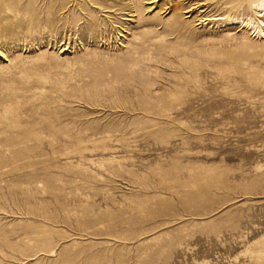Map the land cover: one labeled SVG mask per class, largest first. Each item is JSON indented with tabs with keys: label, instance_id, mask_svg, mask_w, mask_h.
I'll return each mask as SVG.
<instances>
[{
	"label": "rangeland",
	"instance_id": "1",
	"mask_svg": "<svg viewBox=\"0 0 264 264\" xmlns=\"http://www.w3.org/2000/svg\"><path fill=\"white\" fill-rule=\"evenodd\" d=\"M0 264H264V0H0Z\"/></svg>",
	"mask_w": 264,
	"mask_h": 264
},
{
	"label": "bare ground",
	"instance_id": "2",
	"mask_svg": "<svg viewBox=\"0 0 264 264\" xmlns=\"http://www.w3.org/2000/svg\"><path fill=\"white\" fill-rule=\"evenodd\" d=\"M263 7V6H262ZM259 12H260V10H259Z\"/></svg>",
	"mask_w": 264,
	"mask_h": 264
}]
</instances>
